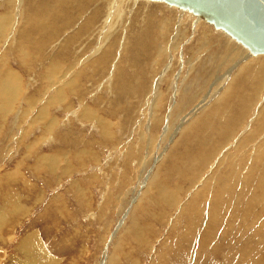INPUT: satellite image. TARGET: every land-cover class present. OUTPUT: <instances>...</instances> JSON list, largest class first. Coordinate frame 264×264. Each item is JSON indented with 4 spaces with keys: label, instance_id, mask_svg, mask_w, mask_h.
<instances>
[{
    "label": "rangeland",
    "instance_id": "obj_1",
    "mask_svg": "<svg viewBox=\"0 0 264 264\" xmlns=\"http://www.w3.org/2000/svg\"><path fill=\"white\" fill-rule=\"evenodd\" d=\"M59 1L0 0V264H264V55Z\"/></svg>",
    "mask_w": 264,
    "mask_h": 264
},
{
    "label": "water",
    "instance_id": "obj_2",
    "mask_svg": "<svg viewBox=\"0 0 264 264\" xmlns=\"http://www.w3.org/2000/svg\"><path fill=\"white\" fill-rule=\"evenodd\" d=\"M187 12L244 47L264 55V0H148Z\"/></svg>",
    "mask_w": 264,
    "mask_h": 264
},
{
    "label": "bare ground",
    "instance_id": "obj_3",
    "mask_svg": "<svg viewBox=\"0 0 264 264\" xmlns=\"http://www.w3.org/2000/svg\"><path fill=\"white\" fill-rule=\"evenodd\" d=\"M56 1H58V0H56ZM59 2H64V0H61V1H59ZM224 37H226V36H224ZM140 42H141V41H140ZM40 45H41V44H40ZM37 49H39V48H37ZM35 50H36V49H35ZM247 56H249V55H247ZM251 56H252V54H251ZM263 57H264V56H263ZM263 57H262L261 63H262V65L264 66V58H263ZM242 59H245V56H244V58H242ZM240 61H242V60H240ZM238 62H239V61H238ZM250 62H253V60H251ZM237 64H238V63H237ZM248 65H249V64H248ZM248 65H247V66H248ZM247 66H246V67H247ZM244 70H245V68H244ZM244 73H245V72H244ZM241 74H242V73H241ZM244 75H245V74H244ZM227 76H228V75H227ZM240 77H241V75H240ZM222 78H223V77H222ZM244 78H245V77H244ZM242 79H243V78H242ZM216 80H217V78H216ZM225 80H227V77L224 78L223 80L221 79V81H222V82H221L222 85L224 84ZM239 80H240V78H239ZM243 80H244V79H243ZM219 81H220V80H219ZM237 82H238V81H237ZM240 82H242V81L240 80ZM221 83H219V84L221 85ZM222 85H221V86H222ZM216 86H217V84H216ZM215 88L217 89V88H219V86H217V87H215ZM230 90H231V88H230L228 91H230ZM224 91H225L224 94L227 93V90H226V89H225ZM213 92H214V91H213ZM206 97H207V95H206ZM216 104L218 105V103H216ZM197 119H198V118H196V119L193 121V123L189 126V128L186 130V132L189 131L190 129H192L193 127H195L196 124H198L199 121L196 122ZM200 119H201V118H200ZM200 119H199V120H200ZM195 123H196V124H195ZM186 132H185V133H186ZM187 133H188V132H187ZM183 138H184V137H183ZM198 142H199V143H198L196 149L193 148L191 151H189V153H188L189 155L195 154V152L198 150L199 146L202 145V142H201L200 140H198ZM51 163H52V162H51ZM51 163H50V164H51ZM263 173H264V172H263ZM160 181H161V180H160ZM205 183H206V182H205ZM219 188H220V187H219ZM222 193H223V192H222ZM217 196H219V194H216V195H215V197H217ZM217 198H218V197H217ZM214 234H215V233H214ZM210 235H211V233H208V231H207V232H206V235H205L204 237H202V238L199 239V241H200V246H202V248H201L202 250L204 249V247H205L204 245H205V243H206V241H207V238H208ZM215 236H216V235H215ZM211 239H212V238H211ZM213 247H215V246H213ZM212 251H213V250H212Z\"/></svg>",
    "mask_w": 264,
    "mask_h": 264
}]
</instances>
